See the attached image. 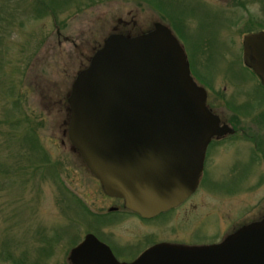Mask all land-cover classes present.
<instances>
[{"label": "rangeland", "instance_id": "obj_1", "mask_svg": "<svg viewBox=\"0 0 264 264\" xmlns=\"http://www.w3.org/2000/svg\"><path fill=\"white\" fill-rule=\"evenodd\" d=\"M41 1L0 0V264H69L67 252L86 233L132 242L149 231L133 218L91 215L113 201L66 137L72 79L115 28L134 36L156 22L171 29L168 21L177 18L171 31L193 79L236 135L259 142L264 154V88L240 60L244 31L264 28V0H56V22L48 8L37 11ZM17 111L26 117L22 125ZM24 127L33 128L55 174L16 133ZM241 142L208 151L205 189L156 223H183L163 236L210 242L231 224L263 215L264 156ZM132 246L121 251L132 254Z\"/></svg>", "mask_w": 264, "mask_h": 264}, {"label": "water", "instance_id": "obj_2", "mask_svg": "<svg viewBox=\"0 0 264 264\" xmlns=\"http://www.w3.org/2000/svg\"><path fill=\"white\" fill-rule=\"evenodd\" d=\"M217 1V0H216ZM242 63L264 86V31L242 37ZM78 70L67 95V140L102 193L142 217L195 191L206 145L230 131L205 104L183 46L161 22L145 33L110 32ZM71 264H264V218L218 244L158 243L123 263L91 233L68 251Z\"/></svg>", "mask_w": 264, "mask_h": 264}, {"label": "flooded vegetation", "instance_id": "obj_3", "mask_svg": "<svg viewBox=\"0 0 264 264\" xmlns=\"http://www.w3.org/2000/svg\"><path fill=\"white\" fill-rule=\"evenodd\" d=\"M259 31H264V28L262 27L261 29H259L257 31L256 30H249L248 32H246V31H244V32H245V34H249V32H259ZM242 37H243V35H242ZM241 41H242V39H241ZM250 72H252V71H250ZM252 73H254V72H252ZM254 76H255L257 82L260 84L258 77L255 73H254ZM260 86L262 87L261 84H260ZM206 95H207V93H206ZM205 104L209 108L210 113H213L219 117V125L220 126L223 124L227 125L228 127H230V131L228 133L223 134L222 137L221 136H214L211 140L208 141V143L206 145L207 148H206L205 153H204L205 158H204V161L202 163L203 170L200 172V175L198 177L199 180L197 181L194 192H191L185 198L184 201L176 204L175 207H173V208L170 207V208L166 209L165 212L161 211V212L155 214L154 216L151 215V216L145 217V218L142 217L139 212H133V211H131V209H128L127 207H125L124 206L125 203L122 200H120V198H117V197L111 198L110 196L106 195L105 193L104 194L110 199V201H113V203H111L110 206L98 207V208H96L90 212L91 215H93V216L95 215L96 219H100L101 221L109 220V218H111V220H112V219H114V217H116L118 219L119 218H121V219L133 218L139 222H142L145 226L146 225L148 226L149 231H146L145 233H141L139 235L134 236V240L132 239V242H131V240H127V239L122 241V238H120V237L117 239H112V236H109L106 234L102 235L101 233L98 235H96V234L94 235V236H96V238L99 241L102 242V244H106L108 246L109 250L111 251V253L115 257V260H117L119 262H123V263L130 262L133 259H136L137 256H139L142 252L146 251L147 248L151 247L152 245H157L158 243H161V242L171 243L174 245L181 244L184 246H188V245L198 246L201 244L208 245V244H212V243L218 244V242L223 241L224 238H226L228 236V234L232 233L233 231H238V229L242 225L246 226L250 222H253V221L258 222L260 219L264 218V213H263V215H261L257 219H251V220H248L247 222H246V220H243V221L238 222V224H236V225L231 224V227H229L228 230L224 229L225 231L223 232V235L218 237L217 240L213 239V241L211 240L210 242H208L209 239L208 240L203 239V240L198 241V242H195V241H188L187 242L184 239L174 240V238H169L170 237L169 234H171V233H168L165 236L162 235L164 231H169L172 233L177 232L176 229L183 226V223L182 224L181 223H176V224L171 223L170 226H167L166 228L165 227L163 228L160 226H155L156 223H159L162 221L164 222V221L168 220L170 218V215L172 217V215L176 214V212L179 211L181 209V207L185 206L186 203L191 200V198H195L197 191H199L200 188L203 190L205 189L203 181H204V176H205V170L207 169V167H206L207 160L209 158L208 157V151L210 149H212V147H214L216 145L221 146L222 144H224V142H229V141H231V142H234V141L238 142L239 140H241L242 142H244V141L249 142L250 141V139H246L247 137H245V136L241 137V135H238V136L236 135L235 130H234V126L232 127L230 125V123L227 122L223 118L222 115H219V112L216 110V108H219V106H217L216 103H214V100H213V102H212V100L210 102L208 95H207V98L205 99ZM248 144L252 146V149L255 152H257V153L262 152L261 151L262 147H261L259 142L255 143V144L249 142ZM261 154H263V152ZM263 156H264V154H263ZM97 182H98V180H97ZM152 223H153L154 227L152 226ZM182 228L185 229L184 227H182ZM181 234L184 235V232ZM128 245H133L132 247L134 249V252L132 254H130L129 252L124 253L123 251H121V248L126 247ZM66 257H67V259H66L67 262L69 264H71L68 261V259H69L68 252H67Z\"/></svg>", "mask_w": 264, "mask_h": 264}, {"label": "trees", "instance_id": "obj_4", "mask_svg": "<svg viewBox=\"0 0 264 264\" xmlns=\"http://www.w3.org/2000/svg\"><path fill=\"white\" fill-rule=\"evenodd\" d=\"M39 1H41V0H39ZM144 1H147V0H144ZM38 2V1H37ZM54 3H56L57 4V1L56 0H49V3L47 2V1H45V0H42L41 1V9L39 10H37V11H40V12H42V10H45V9H49V11H51V16L53 17V20L55 21V18H54V16H55V10H54V5H52V4H54ZM161 3V2H160ZM91 4H93V2H91ZM168 4H171V2H168ZM51 7V8H50ZM36 10V9H35ZM168 13V12H167ZM168 15H171V14H168ZM173 16V15H172ZM171 19L175 22V21H177L178 19L176 18L175 20L173 19V17H171ZM172 20L171 21H168L169 22V25H171V29H173V28H175L176 26L174 25L175 23H173L172 22ZM56 22V21H55ZM134 28V27H133ZM174 30V29H173ZM113 33H115V32H119V33H123V35H129V32L128 31H126V30H122V29H117V28H115L113 31H112ZM241 60V59H240ZM247 68V67H246ZM261 87V86H260ZM263 87V86H262ZM261 87V88H262ZM264 88V87H263ZM12 105H14L13 103H12ZM16 105H14V107H15ZM18 113H17V118H15V119H17V121L22 125V124H24L25 123V121H26V117H24L22 114H21V112L20 111H17ZM263 119H264V117H263ZM17 121H16V123H17ZM24 122V123H23ZM18 126V125H17ZM13 128H15V127H12V128H10V129H13ZM17 134L18 133H21L19 136L21 137V135H24L25 136V139H27V141L31 144V145H33L34 147L36 146V148H35V152H36V155H38V159H39V162H42V163H44V164H46L47 166H50L49 165V161H48V155H46V152L44 151V150H41L40 149V145H37L36 144V136L33 134L34 133V131H33V128H28V129H26L25 130V127L23 128V129H20V130H17V132H16ZM71 149L74 151V152H76V150L72 147V145H71ZM20 153H22V152H20ZM38 162V163H39ZM51 168H52V172H54V174H55V169H54V167H52V166H50ZM37 169H39V167L37 168ZM57 175V174H56ZM59 182V184H61V185H63V181H58ZM58 188H59V186H58Z\"/></svg>", "mask_w": 264, "mask_h": 264}]
</instances>
